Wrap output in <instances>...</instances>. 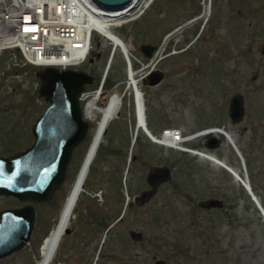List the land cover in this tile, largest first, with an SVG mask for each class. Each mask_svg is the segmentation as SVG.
Here are the masks:
<instances>
[{"label":"rangeland","instance_id":"374dc122","mask_svg":"<svg viewBox=\"0 0 264 264\" xmlns=\"http://www.w3.org/2000/svg\"><path fill=\"white\" fill-rule=\"evenodd\" d=\"M205 8L207 16L192 23ZM116 35L144 65L149 58L143 57L140 46L158 49L168 41L154 69L164 74L161 83L138 85L144 93L150 135L159 139L164 130L175 128L188 138L222 129L233 141L217 134L212 137L219 140L218 147L207 150V136L179 149L157 144L142 131L132 139L134 105L125 89L128 72L117 53L101 101L104 104L117 91L123 106L106 131L100 147L104 152L99 150L92 164L51 264H264V216L255 204L264 213V0H153L140 18L125 23ZM93 39V53L80 67L94 77L87 89L99 85L110 53L101 36ZM16 62V50L0 54L3 157L32 145L31 127L48 106L39 96L41 82L34 69L17 72ZM236 94L244 99L245 115L232 123L228 106ZM94 130L95 124L89 123L52 198L34 204L36 219L29 242L0 259V264L38 263L42 241L57 224ZM189 150L214 155L237 171L249 188ZM161 166L171 170L172 179L148 204L136 207L133 198L148 188V169ZM207 199H217L222 206L201 208L199 203ZM24 204L0 196V211ZM119 217L122 220L115 223ZM129 230L141 232L143 240L133 242Z\"/></svg>","mask_w":264,"mask_h":264},{"label":"water","instance_id":"95a60500","mask_svg":"<svg viewBox=\"0 0 264 264\" xmlns=\"http://www.w3.org/2000/svg\"><path fill=\"white\" fill-rule=\"evenodd\" d=\"M90 1L105 15L121 17L137 3V0ZM113 30L111 26L110 32ZM139 50L143 57L151 58L155 47L141 45ZM261 54L264 56V47ZM36 77L41 82L39 96L48 106L31 127L34 141L21 152L0 156V196L25 203L19 208L0 211V259L12 255L29 242L36 219L34 204L48 202L60 188L72 153L84 141L88 131V123L82 119L79 97L86 86L93 84L94 77L82 70L55 68H45L37 72ZM163 78L164 74L155 70L143 79L142 84L155 87ZM244 115L243 97L238 94L231 96L228 106L230 121L240 122ZM208 139L207 150L218 147L216 137ZM171 179L172 172L168 167H150L145 177L148 188L133 198V204L145 206L160 186ZM199 206L208 210L220 208L222 203L217 199H207ZM121 219L119 217L116 222ZM128 235L133 242L143 239V234L134 230H129ZM155 264H163V261H155Z\"/></svg>","mask_w":264,"mask_h":264},{"label":"built area","instance_id":"2783aa9c","mask_svg":"<svg viewBox=\"0 0 264 264\" xmlns=\"http://www.w3.org/2000/svg\"><path fill=\"white\" fill-rule=\"evenodd\" d=\"M1 3V1H0ZM16 9L6 15L0 4V54L4 51L19 52L18 66H33L36 68H55L61 70H79L93 53V36L99 35L110 45V53L106 68L99 85L96 88L85 89L80 97L81 107L84 110L91 99L96 108L103 107V87L108 73V68L113 63L115 55L119 53L125 63L128 75L132 76V81H141L155 69L161 60L165 47H160L152 59L144 65L142 59L131 53L126 44L116 35V30L125 23L133 22L140 18L146 10L143 5L136 3L135 7L126 12L121 25L110 32L112 25L110 19H115L116 15H105L97 10L90 0H18ZM122 18V17H121ZM104 19V20H102ZM118 23L117 21L115 24ZM113 24V26L115 25ZM115 27V26H114ZM105 32V33H104ZM116 39L118 44L113 42L108 36ZM136 63L137 67H133ZM147 69L149 72L146 73ZM126 81V91L128 98L133 101L134 115L136 116V97L134 90L128 87ZM135 87V85H134ZM136 88V87H135ZM102 93L98 98H94L95 93ZM109 99V98H108ZM85 119V117H84ZM86 120V119H85ZM95 124L96 121H87ZM173 134L175 138L182 135L177 129H167L164 135Z\"/></svg>","mask_w":264,"mask_h":264},{"label":"bare ground","instance_id":"6f19581e","mask_svg":"<svg viewBox=\"0 0 264 264\" xmlns=\"http://www.w3.org/2000/svg\"><path fill=\"white\" fill-rule=\"evenodd\" d=\"M1 1V6L3 7V9L6 12V15H9L12 13L10 11V9H16L18 6V0H0ZM153 0H137V3H140L141 5H143L145 7V9H147L151 2ZM208 12L206 10V8L204 9V11L202 12V14L197 17L195 20L192 21L193 22H197L200 19H203L207 16ZM113 15H111L112 17ZM125 15L122 16H117L114 17L115 19H110V23L112 24L111 26H113V24H115V22L117 21L118 23H116L113 27L114 29L117 28L119 25H121V20H124ZM104 20V19H102ZM119 24V25H118ZM191 24V23H190ZM110 26V27H111ZM117 26V27H116ZM109 27V30H110ZM186 27V25L184 27L179 28L178 30L174 31L172 34H170L169 36H167V39L169 40L174 34L180 32L181 30H183ZM105 33V32H104ZM113 42H115L116 44H118V42L116 41V39L111 35L108 36ZM168 41H165V44H167ZM127 46V45H126ZM128 47V46H127ZM110 68V66H109ZM108 68V71H109ZM39 71L43 70L42 68H38ZM104 73V72H103ZM133 77V75H129L128 76V87L131 89V91L134 90V93L136 95V97H134V100L136 101V120H135V125L134 128L132 130V139L135 137H137L138 132L142 131L144 134H146L153 142L166 146V147H171V148H176L179 149L180 146H183L182 144L185 142H189L195 138L198 137H202L205 135H210V136H217V134H221L224 135V137L227 139V141H233L232 137L230 134H227L226 132H223V130L221 129H207L204 130L202 132H199L197 134H194L192 137H188V138H175L173 137V134H169V135H163L161 138H155L152 135L148 134V128H147V122H146V118H145V106H144V93L142 92V90L139 89L138 83L135 81H132L133 79L135 80V78L133 77V79H131V77ZM135 85V87H134ZM127 92V91H126ZM118 92H114L112 93V95L109 97V99L107 100V102L104 104L103 107H100L99 109L94 107L93 103L94 99H91L88 103H86V107L84 110V116H83V108L81 107V114H82V119L84 121H96L97 125L96 128L94 130L93 136L91 138V141L89 143L88 149L86 151V154L83 158V161L80 165V168L77 172V175L75 177V180L68 192V195L65 199V202L63 204V207L61 209L57 224L49 231V233L47 234V236L43 239L42 244L40 246L39 249V260L37 264H51L52 260L54 259L55 253L57 252V250L59 249L60 243L62 241V238L64 237V232L66 231V229L68 228L70 221L73 217V213L74 210L76 208V205L78 203V200L81 196V194L84 191V187H85V183L87 180V177L89 175V171L92 167L93 162L95 161V158L100 150V147L103 143V139L104 136L106 134V131L110 125V123L114 120H116L118 118V115L120 114V111L122 109L123 106V97L119 96L117 94ZM100 93H95L94 94V98H98L100 96ZM124 95V94H122ZM81 100V97H79V102ZM81 106V103H80ZM85 117V119H84ZM189 153L198 156L201 159H205L207 161H210L211 163H213L216 166H220L222 168H224L225 170H227L234 178L236 181H238L239 183L242 182L244 184V186L246 185V188H249V184L247 181H244L243 178L240 176V174L233 170L231 167H229L228 165L225 164V162L220 161L219 159H217L214 155L210 154V153H206V152H200V151H192L189 150ZM250 193H252L250 191ZM252 198L253 201L255 202L257 200V198L255 196H253L252 194ZM257 202V201H256ZM255 202V204L257 205V207L259 208V210L262 212L263 216V210L260 207V205H258ZM128 204V201H127ZM126 204V205H127Z\"/></svg>","mask_w":264,"mask_h":264},{"label":"trees","instance_id":"16d2710c","mask_svg":"<svg viewBox=\"0 0 264 264\" xmlns=\"http://www.w3.org/2000/svg\"><path fill=\"white\" fill-rule=\"evenodd\" d=\"M16 53L19 55V52H17L16 51ZM19 58H20V56H19ZM34 70H32L33 71V73H37L38 71H39V69L38 68H35V67H32ZM26 68H23V67H19L18 65L16 66V68H15V70L17 71V72H23L24 70H25ZM36 76V75H35ZM107 88H109V84L107 83V86H106ZM100 152H104L102 149H100ZM99 152V153H100Z\"/></svg>","mask_w":264,"mask_h":264},{"label":"flooded vegetation","instance_id":"af4514ba","mask_svg":"<svg viewBox=\"0 0 264 264\" xmlns=\"http://www.w3.org/2000/svg\"><path fill=\"white\" fill-rule=\"evenodd\" d=\"M143 238H144V236H143ZM143 240V239H142Z\"/></svg>","mask_w":264,"mask_h":264}]
</instances>
